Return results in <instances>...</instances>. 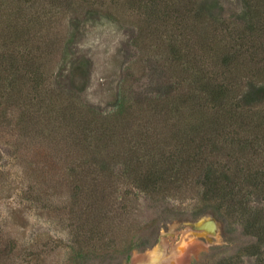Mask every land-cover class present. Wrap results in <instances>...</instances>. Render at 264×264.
I'll return each mask as SVG.
<instances>
[{
	"label": "trees",
	"instance_id": "16d2710c",
	"mask_svg": "<svg viewBox=\"0 0 264 264\" xmlns=\"http://www.w3.org/2000/svg\"><path fill=\"white\" fill-rule=\"evenodd\" d=\"M239 2L0 0V159L17 169L0 171V264L28 250L1 224L19 192L41 206L64 197L71 251L103 263L150 245L188 199L194 217L211 210L249 239L210 264H264V0ZM103 17L143 23L137 41L154 50L151 96L108 117L57 74L73 36ZM140 197L152 214L136 230Z\"/></svg>",
	"mask_w": 264,
	"mask_h": 264
},
{
	"label": "rangeland",
	"instance_id": "374dc122",
	"mask_svg": "<svg viewBox=\"0 0 264 264\" xmlns=\"http://www.w3.org/2000/svg\"><path fill=\"white\" fill-rule=\"evenodd\" d=\"M226 6L237 10L241 8L239 0H226ZM128 22L103 17L89 23L65 46L57 69L65 91L79 93L82 104L88 110L104 117L130 113L131 105L136 107L146 95L152 94H147L150 79L142 72L149 64V58L153 57L154 50L150 45L137 41L143 23ZM133 23L136 25H131ZM82 58H90L92 65L87 66ZM80 88L84 90L79 91ZM161 107L162 104L158 109ZM167 112L154 116L156 122ZM149 117L147 114L146 119ZM4 164V160L0 159L3 174L8 170L12 174L17 171L12 166L2 167ZM64 199L54 195L45 200L48 206L32 202L23 192L3 199V236L10 232L17 239L19 248L28 249L26 254L20 253L19 264H145L147 254L154 248L161 256L171 257L172 264H210L216 257L223 256V251L235 253L238 246L249 241L239 232L227 234L223 221L215 212L208 210L194 217L193 201L186 199L181 203L171 200L176 202L174 204L181 203L182 216L165 220L150 245L133 249L128 258L118 256L110 258L111 262L103 263L96 253L82 255L71 251L67 244L70 233L63 220L67 209L59 208ZM150 204L145 197H140L136 203L140 209H136V230L151 217ZM140 239V234L132 237L133 241L139 242Z\"/></svg>",
	"mask_w": 264,
	"mask_h": 264
},
{
	"label": "bare ground",
	"instance_id": "6f19581e",
	"mask_svg": "<svg viewBox=\"0 0 264 264\" xmlns=\"http://www.w3.org/2000/svg\"><path fill=\"white\" fill-rule=\"evenodd\" d=\"M145 264H172V260L171 257L166 258L161 256L158 249L154 248L150 253L147 254Z\"/></svg>",
	"mask_w": 264,
	"mask_h": 264
}]
</instances>
